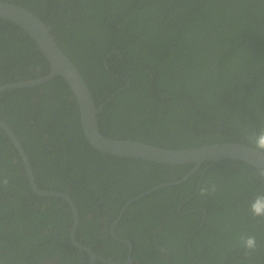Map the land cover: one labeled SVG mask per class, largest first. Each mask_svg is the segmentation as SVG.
Masks as SVG:
<instances>
[{
    "label": "trees",
    "instance_id": "1",
    "mask_svg": "<svg viewBox=\"0 0 264 264\" xmlns=\"http://www.w3.org/2000/svg\"><path fill=\"white\" fill-rule=\"evenodd\" d=\"M2 1L51 27L103 106L99 125L109 138L183 149L248 145L247 135L264 129V0ZM50 72L35 39L0 18V86ZM0 118L26 149L39 186L77 204V239L116 264L128 258L129 245L114 238L111 225L127 201L196 167L96 149L60 75L2 92ZM260 170L231 158L204 162L188 179L131 203L115 231L133 244V264H264V219L249 209L264 194ZM0 174L9 180L0 185V261L89 264L72 241L70 203L34 191L1 127ZM241 235L256 237L255 252L246 254Z\"/></svg>",
    "mask_w": 264,
    "mask_h": 264
},
{
    "label": "water",
    "instance_id": "2",
    "mask_svg": "<svg viewBox=\"0 0 264 264\" xmlns=\"http://www.w3.org/2000/svg\"><path fill=\"white\" fill-rule=\"evenodd\" d=\"M0 18L13 21L25 31H27L38 43L39 47L47 56L51 65V72L48 75L37 79L23 80L2 85L0 86V94L9 89L34 87L60 75L64 77L70 84L78 99L86 137L96 149L107 154L118 155L122 157H138L160 163L196 164V167L182 179L178 181L162 183L150 190L140 193L136 197L131 198L123 206L120 215L115 220V224L122 218L124 212L131 203L158 188L167 185L178 184L188 179L191 173L199 169V167L204 162H215L223 158H231L244 161L261 170H264V163L261 162L264 161V157L259 156L258 153L248 148V145L244 143L224 142L208 144L194 148L169 149L151 144L149 142L131 139L109 138L105 136L100 130L98 117V114L100 113L103 106H97L92 90L85 77L65 53V51L58 45L54 36L51 34V27H49L39 16L27 8L2 0H0ZM0 127L7 132L22 155L27 168L29 180L34 191L41 196L62 197L70 203L74 214V223L71 234L72 241L75 246L82 250L88 251L91 257V264H96L97 254L95 253L94 249L89 246H85L77 239V233L80 224V211L73 198L65 192L42 189L36 180L31 159L18 136L15 134L9 124L6 123L2 118H0ZM119 240L129 242L133 248V245L129 240L125 238H119ZM132 248L130 251V256L132 254ZM0 264L3 263L0 261Z\"/></svg>",
    "mask_w": 264,
    "mask_h": 264
},
{
    "label": "clouds",
    "instance_id": "3",
    "mask_svg": "<svg viewBox=\"0 0 264 264\" xmlns=\"http://www.w3.org/2000/svg\"><path fill=\"white\" fill-rule=\"evenodd\" d=\"M248 148L255 151L259 156L264 157V129L258 132H252L247 135ZM264 163V161H261ZM261 177H264V170H260ZM9 180L0 174V185L7 186ZM211 192L216 191V186L212 185L210 188ZM209 193L208 188L201 189V195H207ZM250 212L253 217L264 219V194L257 195L249 205ZM241 247L245 250L246 254L255 252L257 249L256 237L252 235H241L239 237ZM163 251V249H162Z\"/></svg>",
    "mask_w": 264,
    "mask_h": 264
},
{
    "label": "flooded vegetation",
    "instance_id": "4",
    "mask_svg": "<svg viewBox=\"0 0 264 264\" xmlns=\"http://www.w3.org/2000/svg\"><path fill=\"white\" fill-rule=\"evenodd\" d=\"M120 139V138H119ZM127 210V209H126ZM179 211L180 212H182V210H181V207L179 208ZM121 213V212H120ZM125 213V212H124ZM120 215V214H119ZM124 215V214H123ZM117 219V218H116ZM121 220V219H120ZM119 220V221H120ZM118 221V222H119ZM118 222H116V224L118 223ZM114 224H115V221L113 222V224L111 225V234L114 236V238H116V239H118L119 240V238H122V237H120L117 233H116V231H115V226H114ZM115 224V225H116ZM125 239H127V238H125ZM128 240V239H127ZM120 241H122V240H120ZM124 242H126L128 245H129V252H128V258L125 260V261H120V263L121 264H133V258H132V255H133V248L131 247V245H130V243L129 242H127V241H124ZM190 242H191V240H190ZM83 243V242H82ZM84 244V243H83ZM85 245V244H84ZM133 245V244H132ZM85 246H89V245H85ZM89 247H91V246H89ZM79 248V247H78ZM92 248V247H91ZM131 248H132V254H131V256H130V251H131ZM82 250V249H81ZM85 251V250H84ZM94 251H95V253L97 254V259H96V264H99V262H98V260H101L102 262H104V263H106V264H116L117 262L116 261H113L112 259H108V258H106V257H104L102 254H100V253H98L95 249H94ZM87 253H88V251H86ZM88 255L90 256V254L88 253ZM104 258H105V260H104ZM48 261H50V260H48ZM50 263H52V262H50ZM89 264H91V257H90V262H89Z\"/></svg>",
    "mask_w": 264,
    "mask_h": 264
}]
</instances>
